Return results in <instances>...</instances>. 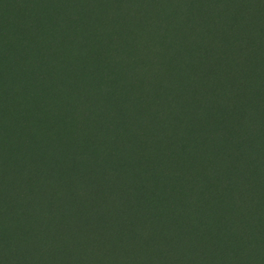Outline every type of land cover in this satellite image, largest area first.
<instances>
[{
  "label": "rangeland",
  "instance_id": "obj_1",
  "mask_svg": "<svg viewBox=\"0 0 264 264\" xmlns=\"http://www.w3.org/2000/svg\"><path fill=\"white\" fill-rule=\"evenodd\" d=\"M1 223L0 264H264V0H0Z\"/></svg>",
  "mask_w": 264,
  "mask_h": 264
},
{
  "label": "trees",
  "instance_id": "obj_2",
  "mask_svg": "<svg viewBox=\"0 0 264 264\" xmlns=\"http://www.w3.org/2000/svg\"><path fill=\"white\" fill-rule=\"evenodd\" d=\"M2 224H4V225H2ZM1 226H0V231L2 230H5V226L7 227V228H9V226H8V224H6V223H1L0 224ZM23 252H24V250L23 249H21ZM21 250H19V252H21Z\"/></svg>",
  "mask_w": 264,
  "mask_h": 264
}]
</instances>
